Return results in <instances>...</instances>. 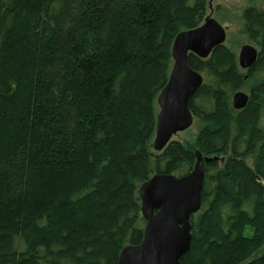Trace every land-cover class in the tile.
Listing matches in <instances>:
<instances>
[{
  "label": "trees",
  "instance_id": "16d2710c",
  "mask_svg": "<svg viewBox=\"0 0 264 264\" xmlns=\"http://www.w3.org/2000/svg\"><path fill=\"white\" fill-rule=\"evenodd\" d=\"M208 11V0H0V264H118L144 238L140 186L189 174L197 152L202 209L182 264H264V10L240 16L260 51L249 71L227 45L189 55L205 79L190 101L194 145L152 148L173 43Z\"/></svg>",
  "mask_w": 264,
  "mask_h": 264
},
{
  "label": "water",
  "instance_id": "95a60500",
  "mask_svg": "<svg viewBox=\"0 0 264 264\" xmlns=\"http://www.w3.org/2000/svg\"><path fill=\"white\" fill-rule=\"evenodd\" d=\"M227 31L228 27L210 14L201 26L176 37L171 74L157 100L160 110L152 144L154 151L163 152L174 136L192 127L195 117L190 101L203 86L204 77L189 66V55L209 58L216 48L225 45ZM259 53L255 46L244 44L238 54L240 68L251 69ZM232 102L234 109L242 110L249 95L239 91ZM196 156L197 162L189 174H155L140 186L144 238L140 245L125 247L118 264H182V258L191 250L192 216L202 209L205 173L201 154L197 152Z\"/></svg>",
  "mask_w": 264,
  "mask_h": 264
},
{
  "label": "rangeland",
  "instance_id": "374dc122",
  "mask_svg": "<svg viewBox=\"0 0 264 264\" xmlns=\"http://www.w3.org/2000/svg\"><path fill=\"white\" fill-rule=\"evenodd\" d=\"M209 2V11L207 15L212 14L215 19L221 23L224 27H228L227 31V40L225 45L228 47L234 49L238 54L240 51V48L244 44L243 42L245 39L243 38V35L240 34V16L242 15L243 11L246 8L254 7L255 9L264 10V0H208ZM218 6H223L229 10H231L236 17L232 18L231 15V23H229V20L225 19V14L221 15H215L214 12L215 9ZM233 23V24H232ZM255 46V45H254ZM248 93V92H246ZM202 127V123H200L197 119H194V123L191 128H189L187 131L183 133H179L172 141H179L184 142L187 144H193L197 140V137L199 136L200 130ZM145 227V223H144ZM253 230L250 227H247L245 230L246 236H252Z\"/></svg>",
  "mask_w": 264,
  "mask_h": 264
},
{
  "label": "flooded vegetation",
  "instance_id": "af4514ba",
  "mask_svg": "<svg viewBox=\"0 0 264 264\" xmlns=\"http://www.w3.org/2000/svg\"><path fill=\"white\" fill-rule=\"evenodd\" d=\"M260 52V51H259ZM258 58H259V56H258ZM250 70V69H249ZM249 70H245V71H249Z\"/></svg>",
  "mask_w": 264,
  "mask_h": 264
}]
</instances>
